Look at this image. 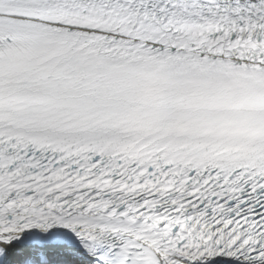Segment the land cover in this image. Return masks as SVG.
I'll return each instance as SVG.
<instances>
[{
    "label": "snow or ice",
    "instance_id": "snow-or-ice-1",
    "mask_svg": "<svg viewBox=\"0 0 264 264\" xmlns=\"http://www.w3.org/2000/svg\"><path fill=\"white\" fill-rule=\"evenodd\" d=\"M0 264H264V0H0Z\"/></svg>",
    "mask_w": 264,
    "mask_h": 264
}]
</instances>
